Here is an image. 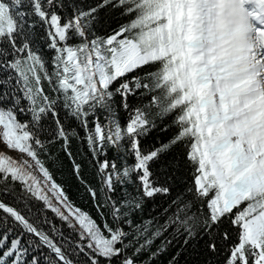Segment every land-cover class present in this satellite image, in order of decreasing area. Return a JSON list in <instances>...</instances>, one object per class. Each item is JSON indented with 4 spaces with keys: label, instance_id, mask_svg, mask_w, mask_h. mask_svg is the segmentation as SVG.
<instances>
[{
    "label": "snow or ice",
    "instance_id": "6c2138e0",
    "mask_svg": "<svg viewBox=\"0 0 264 264\" xmlns=\"http://www.w3.org/2000/svg\"><path fill=\"white\" fill-rule=\"evenodd\" d=\"M0 264H264V0H0Z\"/></svg>",
    "mask_w": 264,
    "mask_h": 264
}]
</instances>
